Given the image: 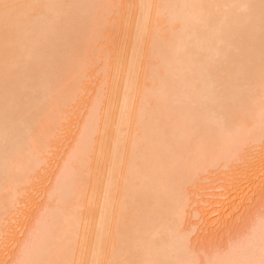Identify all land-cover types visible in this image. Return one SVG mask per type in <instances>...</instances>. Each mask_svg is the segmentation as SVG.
Returning a JSON list of instances; mask_svg holds the SVG:
<instances>
[{"label":"bare ground","instance_id":"1","mask_svg":"<svg viewBox=\"0 0 264 264\" xmlns=\"http://www.w3.org/2000/svg\"><path fill=\"white\" fill-rule=\"evenodd\" d=\"M259 202L264 0H0V264H264Z\"/></svg>","mask_w":264,"mask_h":264},{"label":"rangeland","instance_id":"2","mask_svg":"<svg viewBox=\"0 0 264 264\" xmlns=\"http://www.w3.org/2000/svg\"><path fill=\"white\" fill-rule=\"evenodd\" d=\"M216 174L217 173H215L214 175H212L210 178H215L216 177ZM217 176H218V174H217ZM208 183V184H207ZM203 185H205V186H208L209 185V182H206V183H204ZM203 185L201 184V185H199L200 187L202 186L203 187ZM204 186V187H205ZM193 190H194V188L193 187H191ZM207 188H210L209 186L207 187ZM202 189V188H201ZM205 191V190H204ZM208 191H210V190H208ZM192 192H194V191H192ZM218 193V192H217ZM205 195H207V194H204L203 196H205ZM207 200V199H206ZM259 203H261V202H259ZM258 204V203H257ZM260 207H263V209L262 208H260ZM214 207H212V209L211 208H209V209H211V210H209L208 209V207H207V210L210 212V211H212V210H214L213 209ZM257 208H258V210L260 209H262V210H264V203H261V204H258V206H257ZM193 222V221H192ZM192 224H190V233H192V229H191V226ZM239 227V228H238ZM188 228H189V226H188ZM237 230H236V227L233 229V230H235L234 232H231L230 233V235H228L229 236V239L230 238H232L234 235H242L245 231H243V229H244V227H243V225H241V226H237ZM232 233L234 234V235H232ZM223 234H221V236L219 235V238L218 237H216V235H215V237H214V239L213 240H211V238H208V241H206V239H200V241L198 242L197 241V239H196V235L192 238L191 237V249L194 251V252H197V253H209V252H213V251H215L216 249H220V248H222L223 246H225V244H227L226 243V236H225V234H224V236L226 237V238H224L223 239V236H222ZM209 236V235H208ZM230 236H232V237H230ZM210 237V236H209ZM205 238H207V237H205ZM228 239V238H227ZM202 240H205V241H203L202 242Z\"/></svg>","mask_w":264,"mask_h":264}]
</instances>
